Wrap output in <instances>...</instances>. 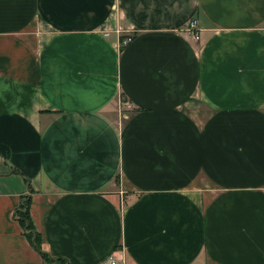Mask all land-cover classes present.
<instances>
[{
	"label": "crops",
	"instance_id": "obj_1",
	"mask_svg": "<svg viewBox=\"0 0 264 264\" xmlns=\"http://www.w3.org/2000/svg\"><path fill=\"white\" fill-rule=\"evenodd\" d=\"M111 255L264 264V0H0V264Z\"/></svg>",
	"mask_w": 264,
	"mask_h": 264
},
{
	"label": "trees",
	"instance_id": "obj_2",
	"mask_svg": "<svg viewBox=\"0 0 264 264\" xmlns=\"http://www.w3.org/2000/svg\"><path fill=\"white\" fill-rule=\"evenodd\" d=\"M125 37H121V40H124ZM123 49V46H122ZM30 198L27 197L20 207V210L17 212V218L18 221L21 223V225L24 227V230L29 238V240L32 242V244L35 246V248L40 252L43 259L45 261L50 260V256L43 251L41 238L39 234L35 231V229L32 226L31 220H30ZM58 261L61 262V264H70L66 263L63 259H58Z\"/></svg>",
	"mask_w": 264,
	"mask_h": 264
},
{
	"label": "built area",
	"instance_id": "obj_3",
	"mask_svg": "<svg viewBox=\"0 0 264 264\" xmlns=\"http://www.w3.org/2000/svg\"><path fill=\"white\" fill-rule=\"evenodd\" d=\"M198 18L196 15L192 16L186 25L184 26V30L190 32L192 35H195L196 40L199 39L198 35L195 33L196 30L198 29ZM130 42V39H127L124 41V45ZM118 260L114 255H111L108 260L106 261L105 264H117Z\"/></svg>",
	"mask_w": 264,
	"mask_h": 264
},
{
	"label": "rangeland",
	"instance_id": "obj_4",
	"mask_svg": "<svg viewBox=\"0 0 264 264\" xmlns=\"http://www.w3.org/2000/svg\"><path fill=\"white\" fill-rule=\"evenodd\" d=\"M197 18H198V17H197ZM185 25H186V24H185ZM197 28H198V29L196 30L195 33L198 35L199 39L196 40L195 35H192L190 32H189V33L192 35V37H193V39H194L195 41L199 42L200 39H201L200 28H199V21H198V27H197ZM182 29L184 30V27H183ZM184 31H185V30H184ZM185 32H186V31H185ZM187 32H188V31H187ZM127 39H130V40H131V38H128V37L124 38V40H121V46H125V45H124V41L127 40ZM127 44H128V43H127ZM127 44H126V45H127Z\"/></svg>",
	"mask_w": 264,
	"mask_h": 264
}]
</instances>
